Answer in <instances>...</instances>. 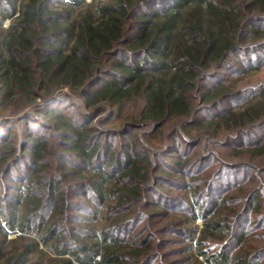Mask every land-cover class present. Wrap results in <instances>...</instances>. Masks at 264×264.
Wrapping results in <instances>:
<instances>
[{
  "label": "trees",
  "instance_id": "obj_1",
  "mask_svg": "<svg viewBox=\"0 0 264 264\" xmlns=\"http://www.w3.org/2000/svg\"><path fill=\"white\" fill-rule=\"evenodd\" d=\"M261 46L264 0H0V187L14 190L0 194V264H264L249 220H264V189L214 199L198 173L233 144L226 164L264 172V142L241 143L264 124V88L228 109L238 92L220 82ZM22 120L48 131L18 140ZM153 214L186 239L130 230Z\"/></svg>",
  "mask_w": 264,
  "mask_h": 264
},
{
  "label": "rangeland",
  "instance_id": "obj_2",
  "mask_svg": "<svg viewBox=\"0 0 264 264\" xmlns=\"http://www.w3.org/2000/svg\"><path fill=\"white\" fill-rule=\"evenodd\" d=\"M89 1L90 0H87V2ZM9 23L10 21L6 20L4 23V27H7ZM263 47L264 46L258 47L256 50H254V52H251V51L240 52L237 55L238 58H243L244 61L248 63L247 65L244 64L245 62L238 63V65L239 64L242 65L244 69L243 71L232 73L231 71L222 70L223 72L221 73L220 82H222L223 84L230 83L231 85H233L234 90L238 92L237 94L238 98H233L232 100L227 99L226 101L222 103L221 107H227L228 109L239 108L240 105L245 104L248 100L253 99L251 102L256 103L262 99L259 93L261 89L264 88V48ZM136 60L138 61V59ZM233 60L236 61L235 58H233ZM65 101L66 103L63 102V104L60 105L61 107H64V108L69 107L68 106L69 104L67 103H71V100L69 99ZM73 101L76 106L70 107L67 110L75 112L78 106H80L83 103V100L74 99ZM219 111H220L219 109L214 110L213 113L219 112ZM138 112H139V103L137 101V103L128 104V106H126V108L122 112V118L125 119L128 117V115L129 116L134 115L135 117H138L137 116ZM106 117H107L106 113L103 112L99 114L98 121H95L92 124V125L97 124L98 126L97 129L100 130L99 132L98 131L97 132L100 135H102L103 133L104 134L108 133V131L106 130L108 126L103 124L104 121H101V119H104ZM124 126L126 125H123V127L121 126L120 129H123ZM28 127L30 129L40 130L42 133L48 131V129H45L44 126L40 124L39 122H35L33 120L26 122L25 120H22L20 121L19 127H16V130L14 132L15 137L18 139L21 135L24 134V132L26 131ZM249 131H251L250 134L245 135L243 139L241 138V143H249V144L254 143L255 144L257 140L264 142V124L261 128L255 127L254 130L250 129ZM108 139L113 141L115 146L117 145L120 147V146H123L124 143L127 142L128 134L121 130H119L117 134L116 132L111 131ZM235 146L236 144H233L229 146L228 148H220L218 150L217 148H214L219 153H216L214 157L207 160L206 167L202 171L198 172L201 175L197 174V175H200L199 177L206 178L207 181L211 179L216 180L217 184L212 185V187L214 188L212 192L214 199H217L221 194L227 196L229 193L228 192L229 188L232 185L236 187V190L234 188L233 189L234 191L231 190L230 194L234 195L235 197L239 196V198H242L244 195V192L248 189L250 190L254 186L257 187L258 185L259 187H262L264 189V172H261L260 170L263 165L260 162L258 163L255 161V163L256 164L258 163V164L255 166L254 170H252L253 168H250V167L235 169L234 167L229 166L231 164H226L227 162L232 163L229 161H234V162L240 161L239 158L233 156L234 154L232 153V150ZM59 147H60V142H56V148L59 149ZM211 148L213 149V147ZM197 149L200 150L201 148L198 147ZM262 151L264 152L263 148L256 149L254 153H257L259 155L258 156L254 155L255 156V157L253 156L254 159L257 160L261 156L260 154L262 153ZM166 158H169V157H166ZM169 159L172 160L171 158ZM23 163H26V161H24ZM208 171H209V174L207 173ZM11 183H12L11 181L10 182L6 181L5 184H3L0 187V194H3L4 192L11 194L12 192H14V190L11 189L9 186L11 185ZM204 187L207 189V191L209 190V186L205 185ZM165 189H168L170 193L172 192L173 194H176L181 191L177 188V186H173V187L166 186ZM216 192H220V193H216ZM204 199H206V197ZM255 216H258V217L254 218V216L251 215L249 220L251 222L250 227L254 226L253 227L254 231L252 233L257 235L258 237L261 234L264 235V226L259 225L260 223L264 225V220L262 219L260 223H257L258 218L261 216L259 214ZM240 223L243 227L246 225V222L244 223L240 222ZM197 225L201 227L202 221L201 220L197 221ZM162 226L164 225H162V222L160 221V219L157 218L155 214H153L150 217H148L146 220L133 224L130 227V230H132V232L139 231V232H144V233H148V232L153 233L157 231V234L155 235L156 237H161V238L166 237L167 239H171V240H174V239L177 240V238L178 239L185 238V234L181 235V233L177 232V230L160 229V227ZM15 236H17V233L10 235V237H15ZM260 239L261 238H258L257 240H254V241L257 246L264 247V239L263 240H260ZM169 245L170 246H168V248H166L165 251L169 252L176 248V246L172 245V243H170ZM161 251H164V250L162 249ZM157 261L160 262V259Z\"/></svg>",
  "mask_w": 264,
  "mask_h": 264
}]
</instances>
